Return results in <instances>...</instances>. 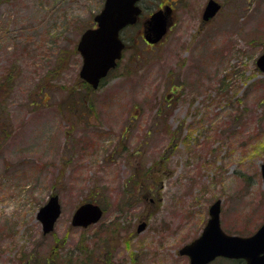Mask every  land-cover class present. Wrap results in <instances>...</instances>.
Here are the masks:
<instances>
[{
	"label": "rangeland",
	"instance_id": "1",
	"mask_svg": "<svg viewBox=\"0 0 264 264\" xmlns=\"http://www.w3.org/2000/svg\"><path fill=\"white\" fill-rule=\"evenodd\" d=\"M209 1L142 0L123 59L90 89L78 44L105 0H0V264H190L180 251L218 200L226 234L262 226L264 0H215L205 21ZM89 202L103 218L73 226Z\"/></svg>",
	"mask_w": 264,
	"mask_h": 264
},
{
	"label": "water",
	"instance_id": "2",
	"mask_svg": "<svg viewBox=\"0 0 264 264\" xmlns=\"http://www.w3.org/2000/svg\"><path fill=\"white\" fill-rule=\"evenodd\" d=\"M140 0H105L101 12L96 15V28L84 32L78 44V51L83 57L81 78L93 88H98L100 81L111 69L117 66L122 58L125 43L121 32L127 26L137 22L142 10ZM221 5L210 0L204 11L203 20L208 21L220 10ZM172 15L170 6L152 14L147 20L145 40L149 43L159 42L167 33ZM257 67L264 72V52L257 59ZM264 182V164L262 165ZM221 201H216L210 208V220L202 236L180 251L190 258L191 264H207L218 256L243 258L247 264H264V224L250 237L228 235L220 225ZM62 213L58 196L40 209L38 219L43 225L45 234L51 233ZM103 210L99 205L85 203L81 205L72 218L73 226L87 227L101 220ZM144 224L140 226V230Z\"/></svg>",
	"mask_w": 264,
	"mask_h": 264
},
{
	"label": "flooded vegetation",
	"instance_id": "3",
	"mask_svg": "<svg viewBox=\"0 0 264 264\" xmlns=\"http://www.w3.org/2000/svg\"><path fill=\"white\" fill-rule=\"evenodd\" d=\"M165 5H163L162 7H165ZM141 32H143V30H141ZM218 261H220V262L227 261V262H232V263H236V264H246V261L244 259H242V258H228V257H225V256L217 257V258H215L214 260H212L211 262H209L207 264H216Z\"/></svg>",
	"mask_w": 264,
	"mask_h": 264
},
{
	"label": "trees",
	"instance_id": "4",
	"mask_svg": "<svg viewBox=\"0 0 264 264\" xmlns=\"http://www.w3.org/2000/svg\"><path fill=\"white\" fill-rule=\"evenodd\" d=\"M86 86L88 87V88H90V86L86 83ZM91 89V88H90Z\"/></svg>",
	"mask_w": 264,
	"mask_h": 264
},
{
	"label": "bare ground",
	"instance_id": "5",
	"mask_svg": "<svg viewBox=\"0 0 264 264\" xmlns=\"http://www.w3.org/2000/svg\"><path fill=\"white\" fill-rule=\"evenodd\" d=\"M260 72H262V71L260 70ZM262 73H264V72H262Z\"/></svg>",
	"mask_w": 264,
	"mask_h": 264
}]
</instances>
